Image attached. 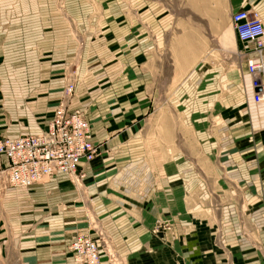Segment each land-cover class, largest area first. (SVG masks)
<instances>
[{"label":"crops","instance_id":"0c3cea01","mask_svg":"<svg viewBox=\"0 0 264 264\" xmlns=\"http://www.w3.org/2000/svg\"><path fill=\"white\" fill-rule=\"evenodd\" d=\"M221 4L264 22V0H65L81 31L94 17L100 33L83 46L69 106L84 111L99 153L80 182L60 173L0 190V264H75L69 247L88 231L109 241L102 264L108 252L123 264H264V103L246 61L230 57L244 43L226 28L209 60L193 43L180 63L195 66L173 90L163 82L177 78L164 64L180 18L208 17L214 30ZM55 13L39 3L54 18L34 25L33 54H0V137L39 133L61 102L76 45Z\"/></svg>","mask_w":264,"mask_h":264},{"label":"built area","instance_id":"2783aa9c","mask_svg":"<svg viewBox=\"0 0 264 264\" xmlns=\"http://www.w3.org/2000/svg\"><path fill=\"white\" fill-rule=\"evenodd\" d=\"M231 25L239 41L249 45L240 57L246 61L253 101L264 103V22L251 8L233 13ZM249 52L253 53L252 57L248 56ZM75 93L76 84L69 81L43 131L15 138L0 137V190L44 185L60 173L76 183L83 180L85 172L81 164L91 163L99 147L93 143L92 126L84 111L69 109ZM69 250L75 264H101L100 246L91 233L77 235Z\"/></svg>","mask_w":264,"mask_h":264},{"label":"rangeland","instance_id":"374dc122","mask_svg":"<svg viewBox=\"0 0 264 264\" xmlns=\"http://www.w3.org/2000/svg\"><path fill=\"white\" fill-rule=\"evenodd\" d=\"M39 3H45L47 8L49 7L50 3L54 4V9L56 11L55 15L59 20L57 21L58 30L63 29L62 27H64L65 23H67L69 25V29H71V38L74 46L76 45V56L71 63L63 66L62 70L60 71L63 80L62 95L64 88L69 81H72L76 84L77 91L84 81L79 74V68L82 61L81 51L86 41H90L92 39L97 40L100 37V33L96 31L95 27L97 26V22H95L96 19L94 17L88 19L87 29L81 31L80 23L76 17L70 16L66 12L65 0H54L53 2L52 0H0V54L2 57H4V54L6 53L10 57L16 58H24L25 56H28V54L29 56L33 54V51L35 50L33 46L34 36H37V38L39 37L38 32L37 35H34V28L37 27L36 29L39 30V19L41 20L42 24H48V21L54 18V15H39ZM219 12H222V14L216 17V29H211V31L208 29V25H204L203 23V21L208 22V17L204 18V20L191 15L180 18L177 29L171 35V45L168 48L167 53H165L164 75L171 76L173 71H176L175 75H177V78L172 81L162 79L164 85L166 82H169L170 91L173 90V88H175V86L180 82L181 77H184L187 72H189V69L195 66L191 64L184 65L180 63L182 59H186L188 54L192 51L193 43H200V46L204 47L202 48V52L206 50L204 54L208 56V60L209 56H211L210 54H212V59L220 56L221 53L217 51L218 48H215V44L216 42H219L220 35L223 34L225 29H230L232 25L231 15L226 14V7L223 5L220 6ZM202 24L204 26H202ZM198 28H202L203 30L197 33L196 29ZM59 32L60 31L56 32L57 36L59 34H64L63 32ZM233 40L234 37L231 39V41ZM243 45L242 47H239L237 51H233L232 55L230 56L232 61L236 60V54H239L240 57V53L246 51V48ZM209 47L211 49H209ZM209 51L211 52L210 54L208 53ZM241 59L245 61V58ZM3 64L4 62L0 63V68L4 67ZM183 66L186 70L183 72V74H180L177 71H179ZM16 70V65H14V69L11 71L15 72ZM161 115L162 114L160 113V116ZM84 233L91 232L88 231ZM95 237L98 241V244L99 241L101 243L99 245L101 255V247L107 248L109 241L107 239L105 240L103 236H100V240H98L99 235L98 237L97 235ZM107 258L110 264H123L122 259L114 254H109V252L107 254Z\"/></svg>","mask_w":264,"mask_h":264}]
</instances>
